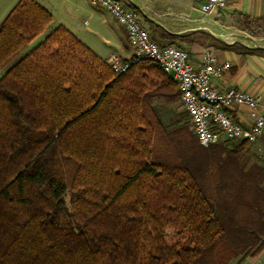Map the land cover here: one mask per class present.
Returning <instances> with one entry per match:
<instances>
[{"label": "trees", "instance_id": "1", "mask_svg": "<svg viewBox=\"0 0 264 264\" xmlns=\"http://www.w3.org/2000/svg\"><path fill=\"white\" fill-rule=\"evenodd\" d=\"M50 22L19 1L0 24V69ZM176 88L151 61L114 73L63 26L17 59L0 77V264H240L261 251L264 168L238 165L246 141L167 132L152 102Z\"/></svg>", "mask_w": 264, "mask_h": 264}, {"label": "crops", "instance_id": "2", "mask_svg": "<svg viewBox=\"0 0 264 264\" xmlns=\"http://www.w3.org/2000/svg\"><path fill=\"white\" fill-rule=\"evenodd\" d=\"M19 1L0 0V24ZM120 1L138 12L140 23L156 42L165 44L170 41L168 35L174 36L192 62L198 60L206 47L215 51L220 62L228 61L230 68L220 80L215 81L220 87L234 86L264 99V56L239 54L214 45L237 43L249 49H264V45L250 47L244 44L257 38H252L246 30L234 25V21L240 18L264 19V0H228L224 9L206 16L198 10L203 0ZM36 3L51 15V22L14 60L0 69V77L58 26H63L102 60L114 56L125 61L131 57L132 49L125 30L108 12L92 5L90 0H38ZM260 40L264 41V36ZM157 100L165 101L158 98L154 103ZM238 110L239 115L232 114L235 119L249 120L247 110ZM240 264H264V248L256 254L247 255Z\"/></svg>", "mask_w": 264, "mask_h": 264}, {"label": "built area", "instance_id": "3", "mask_svg": "<svg viewBox=\"0 0 264 264\" xmlns=\"http://www.w3.org/2000/svg\"><path fill=\"white\" fill-rule=\"evenodd\" d=\"M37 2L38 0H30ZM106 12L126 33L132 49L131 57L121 61L111 56L106 64L116 74L131 64L151 61L161 72L176 82L178 99L186 113L191 131L201 147L223 141L255 142L264 132V99L234 86L220 87L218 81L230 68L228 61L220 62L215 51L206 47L196 62L186 50L172 44L160 45L140 23L138 12L120 0H90ZM228 0H203L198 5L202 16L222 10ZM240 108L247 110L249 120L235 119Z\"/></svg>", "mask_w": 264, "mask_h": 264}, {"label": "rangeland", "instance_id": "4", "mask_svg": "<svg viewBox=\"0 0 264 264\" xmlns=\"http://www.w3.org/2000/svg\"><path fill=\"white\" fill-rule=\"evenodd\" d=\"M234 25L246 30L252 38H257L249 40L244 44L250 47L264 45V41L260 40V37L264 36L263 21L240 18L234 21ZM168 44H172L179 48L181 47L177 39H173L172 42ZM152 105L156 116L167 132H172L178 129H186L188 132H191L189 119L181 107L178 96L170 101L157 100L154 103L153 100ZM228 148H230V146ZM235 156L238 165L243 169L249 168L252 164H256L264 168V132L255 142L249 143L244 152H240ZM67 200L68 198L66 197V201ZM231 264H233V262Z\"/></svg>", "mask_w": 264, "mask_h": 264}, {"label": "water", "instance_id": "5", "mask_svg": "<svg viewBox=\"0 0 264 264\" xmlns=\"http://www.w3.org/2000/svg\"><path fill=\"white\" fill-rule=\"evenodd\" d=\"M244 46V45H243Z\"/></svg>", "mask_w": 264, "mask_h": 264}]
</instances>
